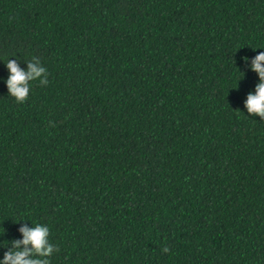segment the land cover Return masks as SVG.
Segmentation results:
<instances>
[{"label":"trees","instance_id":"obj_1","mask_svg":"<svg viewBox=\"0 0 264 264\" xmlns=\"http://www.w3.org/2000/svg\"><path fill=\"white\" fill-rule=\"evenodd\" d=\"M261 52L264 0H0V264H264Z\"/></svg>","mask_w":264,"mask_h":264},{"label":"clouds","instance_id":"obj_2","mask_svg":"<svg viewBox=\"0 0 264 264\" xmlns=\"http://www.w3.org/2000/svg\"><path fill=\"white\" fill-rule=\"evenodd\" d=\"M247 62L248 57L244 58ZM6 66L10 76L6 80L9 95L13 96L17 103H23L27 100L30 92V82L39 80L43 86L48 84V71L42 66L37 58L28 61L27 71L23 70L16 60L9 59ZM253 70L258 72L261 83L257 86L255 94H249L246 100L247 112L251 115H258L264 119V52H261L252 63ZM19 231L23 234L22 241H15L16 248L21 244L25 250L13 253H6L3 264H49V259L54 252H59L58 246L49 241L50 231L48 226L36 224L33 228L27 226L21 227ZM31 245V249L27 246ZM164 252L170 249L165 247ZM32 254L38 255L39 259H27Z\"/></svg>","mask_w":264,"mask_h":264}]
</instances>
